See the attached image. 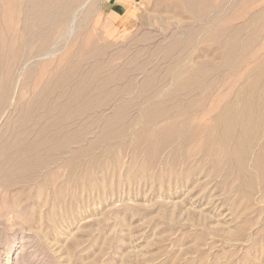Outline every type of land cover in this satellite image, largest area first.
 I'll return each instance as SVG.
<instances>
[{"label": "rangeland", "instance_id": "obj_1", "mask_svg": "<svg viewBox=\"0 0 264 264\" xmlns=\"http://www.w3.org/2000/svg\"><path fill=\"white\" fill-rule=\"evenodd\" d=\"M150 5L152 0H94L91 15L93 19L99 17L101 22L93 28V32L97 29L98 35L102 33L100 38L103 40L99 39L100 43H109V48L100 60L107 61L110 54L122 47L126 38L145 37L147 39L137 47H146V51L151 49L154 54L144 66L145 70H156V74L157 68L166 66L160 60L162 47L156 45L173 32H182V27L184 31L187 23L179 16L159 15L156 10H150ZM113 15L117 17L114 19ZM148 23H151L150 26ZM104 26H108L107 30L103 29L105 32L102 30ZM65 52L63 49L61 54ZM68 52L70 55L63 62L64 65L61 63V71L67 69V63L77 59L73 55L76 46ZM94 61H81V70H87ZM120 62L114 61L116 68ZM51 67L52 64L48 65V69ZM242 68L244 71L245 67ZM241 69L233 74L236 77L230 75L223 81L215 71L207 75L205 81L211 84V98L204 106L201 104L187 113L193 114L198 131L197 136L188 140L171 141L169 145L168 142L164 143L158 133L160 123L156 125L155 122L147 125L152 132L148 139L134 138V132L141 126L140 110L148 105L146 95L156 89L155 85L148 87L144 90L145 97L137 98L136 91L144 79L140 73L131 84V88L135 86L132 90L130 88L131 91L111 95L104 106L80 116V127L67 124L65 132L72 134L79 129V134L77 131L74 135L77 139L79 135L81 138L80 142L76 140V146L72 144L70 147L82 146L86 149L81 156L72 159L71 167L64 163L69 158L68 148L51 152L52 158L48 165L22 174L16 173V166L11 165L8 171L12 173L0 174V264H264V101L259 107L262 115L257 134L259 137L252 140L242 168L217 143L203 149L198 147V141L204 134L202 126L210 122L211 116L201 117L207 114V111H202L208 108L214 97L221 96L218 95L220 92L224 91L222 96L229 93L227 98L233 96L242 82ZM35 74L31 78L40 77L39 72ZM76 75L75 72L68 77L63 87L50 93L49 104L53 105L51 99L57 98L64 89L79 80V75ZM211 78L214 79L210 81ZM32 80L22 93L24 101L34 95L30 91ZM122 83H110L107 89ZM165 83L161 88H166L169 81ZM202 88L200 86L192 95L198 94ZM8 94L12 96L10 99L7 96V104L0 109V144L15 137L18 130H13V125L17 124L16 128L20 127V131L23 129L19 117L15 119L17 114L20 116L15 93L11 89L7 91ZM132 98H136L134 105L126 107L115 124V127L121 126L123 129L118 135L120 137L105 138L109 131L102 132L104 139L100 137L103 119L112 116L115 106L122 100ZM38 107L33 111L41 113L43 108ZM57 109L53 110V114L57 113ZM200 118H204L205 122ZM86 127L87 131L84 130ZM80 132H84V135ZM6 135L9 136L7 139ZM26 137L29 141L34 134L30 133ZM55 137L51 143L57 140L58 137ZM149 138L152 143H149ZM153 138L157 140V145L161 141L166 145L162 143V151L160 145L154 144ZM2 153L0 167L10 158V152ZM9 176L13 178L9 180ZM5 180L8 182L4 183ZM13 180L14 183L9 182ZM244 180L245 183L241 182Z\"/></svg>", "mask_w": 264, "mask_h": 264}, {"label": "bare ground", "instance_id": "obj_2", "mask_svg": "<svg viewBox=\"0 0 264 264\" xmlns=\"http://www.w3.org/2000/svg\"><path fill=\"white\" fill-rule=\"evenodd\" d=\"M93 2L94 0H0V109L2 110L6 103L7 96L9 99L12 96L9 95L12 94L9 92L7 95V91L12 89L15 93V101L20 107V112L18 110L20 116L17 114L15 119L19 117L23 127L20 131V127L16 128L17 124L13 125L14 128L11 126L13 130H18L15 131V137L0 144V152H10V158L0 167V174L7 175L9 171L12 173L11 170L8 171L11 165L16 166L15 172L18 174L46 166L51 162V152L65 148L70 150L69 158L64 163L71 167L72 159L78 158L77 155L86 152V149L81 148L82 146L79 148L70 147L72 144L76 146L75 144L78 142L76 140L80 135L78 139L74 135L79 129L76 132L73 131L72 134H67L65 132L67 124L80 127L82 125L78 122L80 116L104 106L111 95L131 91L135 87L131 88V84L140 73L144 75V79L139 84L136 97H142L148 87L155 85L156 89L146 95L148 105L140 110L141 126L134 132V138H147L149 133H152L147 125L155 122L156 125L160 123L158 124V133L162 136L164 143L168 142L169 145L171 141L188 140L194 135L197 136L198 131H196L193 121V114L187 115V113L201 104L204 106L205 102L211 98V92H209L211 84L205 81L207 75L215 71L223 81V78L230 77L244 66L245 69L244 71L243 68L241 69L243 72H241V77L239 76L242 78V82H240V86L238 85V89L234 90L233 96L229 97V95L227 98L226 95L229 93L222 96L224 91L220 92L221 94L218 95L221 96L214 97L206 108L207 110L202 111H207V114H203L201 117L208 114L211 116L210 122L202 126L204 134L200 140L198 139V147L202 149L217 143L225 150L228 157L234 160L239 168H242L251 142L260 130L262 115L259 107L264 101V0H152L150 10H156L159 15L164 13L179 16L183 22L187 23L184 31L182 27V32H173L165 41L156 45V47H162L160 60L166 63L164 68H157V75L155 74L156 70L146 71L144 67L147 61L154 56L153 50L146 51V47H137L139 43H143L147 39L145 37L126 38L122 47L117 52L110 54L107 61L100 60V57L104 56L109 48V43H100L99 39L103 40L100 38L102 33L98 35L97 29L96 33L93 32V28L101 22L99 17L93 19L91 15ZM114 15L117 14L114 12ZM114 15L115 19L117 16ZM141 19L139 20L143 21ZM149 24L151 23L147 25L150 26ZM105 26L102 30L108 29V26L107 28ZM103 31L105 32V30ZM99 32L100 30H98ZM141 35L143 36V34ZM74 46H76V52H73V55L77 57L76 61L66 62L67 69L61 71V63L70 55L68 51ZM63 49L66 52L61 54ZM130 50L132 51L130 52ZM89 59H95V61L89 64L87 70L82 71L81 61ZM115 60H121L117 68L114 65ZM189 61H192V64H189ZM153 63L156 65L155 62ZM51 64V69H48V65ZM36 72H39L40 77L35 78V76L34 80L31 77ZM75 72L79 75V80L66 90L64 89L57 98L51 99L53 105L49 104L48 100L52 92L58 87H63L68 77L70 78ZM45 75L47 77L43 78ZM213 79L211 78L210 81ZM30 80L33 81L30 91L34 95L31 99L24 101L22 93L26 90ZM239 80L236 82L238 83ZM166 81H169V84L165 85L166 88H161V85ZM113 82L123 83L107 89L108 85ZM200 86H203L202 90L198 94L192 95L193 91L199 89ZM30 94L32 93L30 92ZM61 98L63 101H60ZM135 101L136 98L122 100L115 106L114 114L103 119L101 133L99 132L100 137L104 139L103 131H109L105 138L120 135L123 129L121 126L115 127V124L125 108L133 106ZM36 107L43 108L42 112L33 111L36 110ZM54 109H57V113H55L57 115L53 114ZM0 113L2 114V111ZM203 121L205 122V120ZM191 125L193 126L191 127ZM11 129L9 130L11 131ZM30 133H33L34 137L27 141L26 136ZM7 135L6 139L9 137ZM55 136L58 137L57 140L51 143L54 141L53 139H56ZM102 138L100 139L102 140ZM149 140V143H152V139L149 138ZM153 141L157 145L158 142L155 143L157 140L153 138ZM163 142L158 144L161 151L164 148L162 147ZM92 143L96 144V142ZM150 145L153 147V144ZM192 148L193 146L190 150ZM40 149L43 150L40 151ZM219 157L221 156L219 155L217 158ZM222 157L225 158V156ZM174 161L173 159L172 162ZM75 167L77 168V166ZM12 178L10 177L9 180ZM28 178L27 180H29ZM6 182L8 181L5 180L4 183ZM9 182L14 183L15 181ZM241 182L245 183V180Z\"/></svg>", "mask_w": 264, "mask_h": 264}]
</instances>
